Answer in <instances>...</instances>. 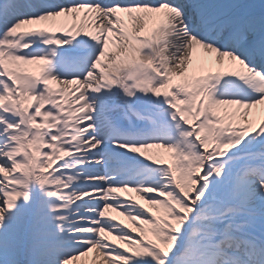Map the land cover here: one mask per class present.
<instances>
[{
    "label": "snow or ice",
    "instance_id": "snow-or-ice-1",
    "mask_svg": "<svg viewBox=\"0 0 264 264\" xmlns=\"http://www.w3.org/2000/svg\"><path fill=\"white\" fill-rule=\"evenodd\" d=\"M89 254L264 264V0H0V264Z\"/></svg>",
    "mask_w": 264,
    "mask_h": 264
},
{
    "label": "bare ground",
    "instance_id": "bare-ground-1",
    "mask_svg": "<svg viewBox=\"0 0 264 264\" xmlns=\"http://www.w3.org/2000/svg\"><path fill=\"white\" fill-rule=\"evenodd\" d=\"M126 195L134 196L135 194L134 193H127ZM118 219H119V217H118ZM82 263H84V264H92V254H89L88 257L83 258Z\"/></svg>",
    "mask_w": 264,
    "mask_h": 264
},
{
    "label": "rangeland",
    "instance_id": "rangeland-1",
    "mask_svg": "<svg viewBox=\"0 0 264 264\" xmlns=\"http://www.w3.org/2000/svg\"><path fill=\"white\" fill-rule=\"evenodd\" d=\"M77 264H84V263H82V261H81V262H77Z\"/></svg>",
    "mask_w": 264,
    "mask_h": 264
}]
</instances>
